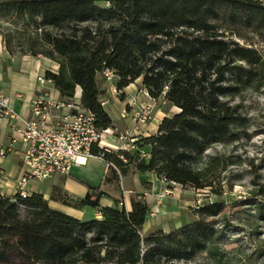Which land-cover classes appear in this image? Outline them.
<instances>
[{
    "label": "trees",
    "instance_id": "obj_1",
    "mask_svg": "<svg viewBox=\"0 0 264 264\" xmlns=\"http://www.w3.org/2000/svg\"><path fill=\"white\" fill-rule=\"evenodd\" d=\"M0 18L20 24L2 33L7 51L57 63L45 78L64 102L80 87L79 103L98 130L112 124L96 82L104 69L114 72L118 89L141 78L151 98L179 109L162 119L155 134L141 137L136 151L104 153L107 180L131 168L152 171L166 183L222 193L223 174L239 160L206 151L238 139L234 100L262 85L264 64L255 47L229 37H257L264 45V0H0ZM102 194L91 188L69 201L58 193L65 204L100 212V219L89 220L51 208L39 193L0 194V264H187L204 252L224 255L223 202L192 209L197 219L179 229L143 235L146 202L133 197L128 212L117 200L101 206Z\"/></svg>",
    "mask_w": 264,
    "mask_h": 264
},
{
    "label": "crops",
    "instance_id": "obj_2",
    "mask_svg": "<svg viewBox=\"0 0 264 264\" xmlns=\"http://www.w3.org/2000/svg\"><path fill=\"white\" fill-rule=\"evenodd\" d=\"M57 69L58 64L49 58L9 53L0 35V92L9 98L10 108L15 114L13 118L0 115V148L8 149L5 155L0 156L1 195L14 196L17 193V179L24 172L22 154L25 146L20 139L19 130L31 116V101L37 96L63 101L51 81L42 85L37 82V76H44L47 70L56 72ZM96 82L102 91L101 101L108 100L103 107L112 120L111 126L103 133L101 146L117 149L123 143L119 135L133 127L130 117L132 107L128 106V102L132 97H136L137 104L148 103L150 99L140 93L141 78L123 88L122 95L119 96L111 92L110 84L104 80L101 73H97ZM80 95L81 89L77 86L72 101L80 102ZM163 109V106L156 105L153 120L139 125L133 131L134 134L141 137L155 134L162 119L169 117ZM167 109L172 111V114L179 111L177 107L169 104ZM122 110L128 111L125 118L120 115ZM65 112V108L51 109V116ZM148 157L146 153L145 158ZM78 162L79 164L73 166L69 174L56 173L45 180H29L26 186L27 195L39 193L48 201L51 208L80 220L100 219V212L88 206L75 207L65 204L56 198L58 193L65 195L67 200L74 201L84 198L91 188L99 187L104 193L99 199L101 206H114L117 200L118 205L123 206L128 212L131 211L132 198L138 195L149 208L141 228L143 235L158 230L169 233L197 219L191 210L190 191L193 188L189 186L166 183L152 171L139 172L131 168L124 174L118 172L116 181L107 180L110 176L105 160L90 157ZM164 190H168L169 194L161 196L158 200V196L162 195Z\"/></svg>",
    "mask_w": 264,
    "mask_h": 264
},
{
    "label": "rangeland",
    "instance_id": "obj_3",
    "mask_svg": "<svg viewBox=\"0 0 264 264\" xmlns=\"http://www.w3.org/2000/svg\"><path fill=\"white\" fill-rule=\"evenodd\" d=\"M99 4L104 5L103 2ZM13 27H20V24L9 18H0L1 37ZM229 38L255 47L264 60V45L257 37L251 40ZM262 71V85L245 89L234 100L241 123L236 127L238 139L230 145H217L206 151L209 154L215 151L231 154L239 160L223 174L222 193L216 195L209 189L190 191L191 210L195 208L196 200L200 201V206L215 201L225 204L223 211L227 222H223L220 235L224 255L212 257L204 252L187 264H259L264 257V219L261 216L264 213V64ZM156 105L163 106V111L172 115L167 103L158 101Z\"/></svg>",
    "mask_w": 264,
    "mask_h": 264
},
{
    "label": "built area",
    "instance_id": "obj_4",
    "mask_svg": "<svg viewBox=\"0 0 264 264\" xmlns=\"http://www.w3.org/2000/svg\"><path fill=\"white\" fill-rule=\"evenodd\" d=\"M102 76L110 84L111 92L119 96L121 89L116 87L117 77L110 69H104ZM51 80L44 76H37V82L42 85ZM140 93L150 99V102L136 103V97H132L128 106L132 107L130 117L133 121V127L119 135L123 142L117 149L108 146H101L103 133L95 126L94 116L86 109L82 108L76 101H58L47 97L37 96L30 104L31 116L25 121L23 127L19 130L20 139L25 148L22 154L23 174L17 179V193L21 197L27 196L26 186L31 179L45 180L53 174H69L72 167L79 164L78 158H90L104 156V153L113 151H136L137 141L140 135L134 134V130L141 124L149 123L153 120V111L158 101L165 104L163 99L155 100L150 97L145 88L140 89ZM108 100H102L101 104L106 105ZM66 109L65 113L51 116V109ZM0 115L4 117H15L10 108L9 98L0 92ZM121 117L128 115L127 110H122ZM98 147L101 151L93 154L92 149ZM8 149L0 148V156L5 155ZM141 157H145L144 152H140ZM118 157L124 160V156L119 153ZM2 171L0 169V176ZM169 194L164 190L162 195ZM196 200L195 208L200 205Z\"/></svg>",
    "mask_w": 264,
    "mask_h": 264
},
{
    "label": "bare ground",
    "instance_id": "obj_5",
    "mask_svg": "<svg viewBox=\"0 0 264 264\" xmlns=\"http://www.w3.org/2000/svg\"><path fill=\"white\" fill-rule=\"evenodd\" d=\"M78 160H79V161H83L84 158H83V157H79Z\"/></svg>",
    "mask_w": 264,
    "mask_h": 264
}]
</instances>
